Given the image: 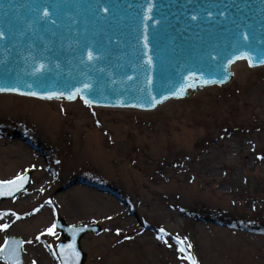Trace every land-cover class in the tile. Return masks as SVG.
Instances as JSON below:
<instances>
[{"label":"rangeland","instance_id":"obj_1","mask_svg":"<svg viewBox=\"0 0 264 264\" xmlns=\"http://www.w3.org/2000/svg\"><path fill=\"white\" fill-rule=\"evenodd\" d=\"M234 66L150 112L0 95V179L32 177L0 206V248L19 237L25 264H59V216L101 226L85 264H264V66Z\"/></svg>","mask_w":264,"mask_h":264},{"label":"water","instance_id":"obj_2","mask_svg":"<svg viewBox=\"0 0 264 264\" xmlns=\"http://www.w3.org/2000/svg\"><path fill=\"white\" fill-rule=\"evenodd\" d=\"M0 34V88L19 89L0 94L149 112L228 86L239 61L263 67L264 0H0ZM21 176L0 205L27 189L31 173ZM56 226L59 263L84 264L81 240L101 226ZM6 242L0 259L25 264L23 240Z\"/></svg>","mask_w":264,"mask_h":264},{"label":"snow or ice","instance_id":"obj_3","mask_svg":"<svg viewBox=\"0 0 264 264\" xmlns=\"http://www.w3.org/2000/svg\"><path fill=\"white\" fill-rule=\"evenodd\" d=\"M149 11H151V9H149ZM44 15L47 16L48 13L47 12H44ZM2 35V34H0ZM88 58L89 60L93 59V54L91 52H89L88 54ZM240 58H245V57H240ZM254 66V65H253ZM43 66H41L42 68ZM87 87V85L85 86ZM0 91H19V89L17 88H13V89H6V88H0ZM181 92H183V89H181ZM31 95H36V93H31ZM46 98H52L51 96L49 97H46ZM75 97L74 96H69L68 99H74ZM86 103H91V101H88L86 100L85 101ZM25 182V177L24 176H18L15 180H12V181H6V182H0V185L4 186L5 190L3 193H0V194H3V195H12L13 192L11 189H8V185H15L16 186V190H19V188L22 186V184ZM19 219V217H17ZM9 227V225L5 224V225H0V228L2 229H7ZM56 225L53 224L52 227H50L47 231H48V234H55V229ZM161 231H164L163 229H161ZM178 239V242L183 244L184 242L183 241H179V238ZM7 246V242H6V245L5 247ZM68 248L74 253V255L78 256L79 253L75 251V245H69ZM5 249L4 248H0V252H3ZM180 251L181 252H184L185 251V248L184 247H181L180 248ZM188 259H191L192 260V264H196V261L193 257H188Z\"/></svg>","mask_w":264,"mask_h":264},{"label":"bare ground","instance_id":"obj_4","mask_svg":"<svg viewBox=\"0 0 264 264\" xmlns=\"http://www.w3.org/2000/svg\"><path fill=\"white\" fill-rule=\"evenodd\" d=\"M235 68V66H233V69ZM261 93L263 94V92L261 91ZM28 141H29V143L30 144H32V145H34V144H36V145H38V147H39V144H37L36 142V140H34V138L33 137H28Z\"/></svg>","mask_w":264,"mask_h":264}]
</instances>
